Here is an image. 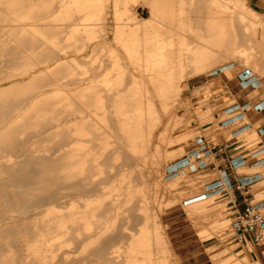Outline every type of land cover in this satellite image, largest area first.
Returning a JSON list of instances; mask_svg holds the SVG:
<instances>
[{"label":"bare ground","instance_id":"6f19581e","mask_svg":"<svg viewBox=\"0 0 264 264\" xmlns=\"http://www.w3.org/2000/svg\"><path fill=\"white\" fill-rule=\"evenodd\" d=\"M102 2L64 0L61 13L69 18L71 9L82 11L93 4L101 10ZM149 5L151 17L136 21L126 31L125 55L95 57L99 64L92 69L96 73L94 84L78 92V101L67 97L61 105L48 101L46 109H24L21 120L6 126L31 95L16 100L19 95L11 94L14 85L0 90V264H176L174 257L168 260L167 255H161L165 253L164 238L149 225L150 197L165 190L171 202L186 196L183 200H187L189 216L211 212L222 217L214 203L220 194L204 196L210 181L204 179L207 170L192 174L196 171L185 168L167 176L166 168L172 162L162 178L168 150L154 140L152 127L159 120L158 107L170 112L165 99L185 85L187 76L206 75L215 68L230 76L233 60H239L246 69L250 61L247 47L252 48V43L264 45V16L244 0H160ZM115 7L121 20L127 9ZM132 17L137 19L134 14ZM102 48L103 42L96 45L98 52ZM61 49L51 46L42 61L46 63L43 72H55L47 63H57ZM17 75L3 71L0 82H10ZM220 87L225 93L223 102L234 100L217 80L214 90ZM43 95L36 94L35 99ZM71 119L77 120L73 128L62 126ZM45 123L60 128L49 137L61 140L37 149L17 141L27 128L32 129L30 139L39 136ZM232 134L241 147L264 149L252 124ZM65 146L70 147L63 149ZM9 150L17 158L26 156L12 163L4 155ZM255 167L264 170V165ZM258 180L255 185L264 183V178ZM148 185L153 189L150 186L148 194L141 193ZM215 221L204 234L219 239L228 220L222 217ZM72 252L79 255L71 258ZM245 254L244 250L235 253L240 258Z\"/></svg>","mask_w":264,"mask_h":264},{"label":"rangeland","instance_id":"374dc122","mask_svg":"<svg viewBox=\"0 0 264 264\" xmlns=\"http://www.w3.org/2000/svg\"><path fill=\"white\" fill-rule=\"evenodd\" d=\"M63 1L0 0V55H2L0 56V75L3 71L19 74L10 82H0V90L14 85L16 88L11 91V94L16 93L19 95L15 97L16 100L21 99L22 95H31V100L28 98L29 101L27 100L26 105L18 107V109L23 108V111L21 110L12 115L9 118L10 121L8 120V123H5L6 126H11L21 120L26 109H46L48 101L60 102L59 105L67 97L78 101L76 96L78 92L83 87L94 84L96 73L92 69L99 64L98 60L95 61V57L99 55L100 58L105 59L113 53L125 55L123 39L126 37V31L130 29L129 25L143 18L149 19L151 17L149 4L152 1L160 2V0H119V3L116 4V0H103L101 10L97 9L98 5L93 4L90 8L82 11L71 9L72 16H74L64 18L61 13L65 9L62 6ZM244 1L255 12L264 16V8L255 6L251 0ZM116 5H118V9H127L121 20H118L115 14ZM133 14L137 19H133ZM67 23H70L69 26H67ZM140 28L143 29V25ZM15 31L19 33L17 34ZM101 42H103L104 48L98 52L96 45L101 44ZM252 44V48L247 47L250 61L246 67L253 71L262 85L249 94L250 105H254L255 102L264 103V45ZM51 46L62 48L58 55L59 61L55 64L54 61L47 63L52 65L51 67L55 69V72H43L42 68L46 66V63H42V61L47 58ZM220 64V62L217 63V67ZM232 64L234 69L230 76L218 72L216 68L206 75L192 78L187 76L188 79L185 81V85L176 94H169L165 99L170 112L166 113L164 109L160 110L158 107L159 120L152 127V130L153 128L156 129V132L153 130V137L157 143L168 150V160L163 164L162 178L165 177L166 166L181 158L188 151L199 147L203 143L210 147L218 145L220 143L218 133L220 132L224 134L225 139H232V136H234L232 133L236 129L250 124L246 116L244 119H238V114H231L233 111L230 107L236 101L232 94L234 100L225 103L223 102L225 96V93L223 95V87H220V90H214L217 80H220L225 89H228L224 83L223 75L236 77L245 67L239 60H233ZM27 70L29 74L24 73ZM109 71L108 69L104 72ZM101 77H105V74ZM70 79L76 81L70 82ZM41 93L44 95L35 99L36 94ZM35 101L39 103L34 104ZM59 105L55 107L59 108ZM18 115L19 117H17ZM228 116L235 117L223 123L222 119ZM76 121L71 119L66 125L62 123V126L73 128ZM5 124L2 125V128L5 127ZM47 127L48 129H46ZM252 128L257 132L253 124ZM30 130L32 129L27 128L19 135V140L17 139L24 145L26 143V146H24L26 148H48L50 143L61 140L58 137L50 139V134L60 130V128H51L47 123L41 127L42 135L39 134V136L30 139ZM157 139H160L159 142ZM233 141H235L231 150L233 154L248 150L247 147H241L237 137ZM29 143L36 144L33 146ZM70 146H65L63 149ZM9 151L8 154L6 152L4 155L10 158L12 163L24 159L23 156H26L23 155L17 158L15 152ZM43 154L49 155L50 153L44 152ZM253 157L255 156L253 155ZM212 161L216 164L223 162L215 161L214 158H212ZM197 172L191 173L195 174ZM240 172L245 174L258 173L260 175L259 180L261 177L264 178V170L257 169L255 166ZM211 177L206 172L205 182H208ZM262 185L264 183L257 185L254 183L251 188L255 195V201L264 199V190H262L264 187ZM150 186L153 189V186ZM150 186H146L145 191L141 193L148 194ZM169 195L165 190L162 194L158 193L157 196L152 195L154 202L151 197L148 202L152 206H149L148 210L150 212L148 213L150 214L149 219L152 218L150 219L152 221L149 220V223L151 222L149 225L157 229L164 238H162V242L166 245L164 248L165 253L164 251L161 253L162 256L167 255L168 260L174 257L176 264H193L195 261L197 264H260L256 257H250L247 253L245 258L235 255V253L246 250L242 245H238L233 238L234 233L231 223L234 219L233 216L228 214L226 207L230 198L220 195L214 197V203L222 212V217L228 220L221 238L216 239L214 236L208 237L204 233L214 226L216 218L220 219L222 217L218 215L216 217L211 212L204 215L189 216L185 206L188 205L187 200H183L186 196L171 202ZM78 255L79 253L72 252L69 256L74 258Z\"/></svg>","mask_w":264,"mask_h":264},{"label":"built area","instance_id":"2783aa9c","mask_svg":"<svg viewBox=\"0 0 264 264\" xmlns=\"http://www.w3.org/2000/svg\"><path fill=\"white\" fill-rule=\"evenodd\" d=\"M236 77L241 89L255 90L259 87L258 78L249 68L244 69ZM230 109L233 111L231 114H238V118H243L250 111L257 114L264 111V103L233 104ZM215 147V145L210 147L203 143L188 151L166 168L167 176L180 173L185 168L192 171L208 169L214 158ZM259 165H264V156L258 159L237 153L229 157L225 167L217 172L218 178L210 180L205 185L206 194L204 196L220 194L230 198L227 212L233 216L234 220L231 223L233 238L239 245L246 241L253 245H264V199L255 201L251 190L259 178L254 174L241 176L239 173L240 168Z\"/></svg>","mask_w":264,"mask_h":264},{"label":"crops","instance_id":"0c3cea01","mask_svg":"<svg viewBox=\"0 0 264 264\" xmlns=\"http://www.w3.org/2000/svg\"><path fill=\"white\" fill-rule=\"evenodd\" d=\"M252 3L260 8H264V0H251ZM223 80L227 88L230 90L231 94L235 97V103L237 105H244V104H250L249 94L252 93L254 90L251 89H241L237 82V77H228L223 75ZM246 117L248 118L250 124H253L258 131L260 138L262 140V144H264V111L257 114L253 111H250L247 113ZM248 126V124H247ZM218 138L220 139V143L218 145H215L214 149V160L215 161H223L219 164H216L212 161L210 167L206 169L210 176V180L217 179V172L225 167L226 162L228 161L229 157L237 155V153H232L231 150L233 148V144L235 141H233L236 136H232V139H225V136L222 132L218 133ZM225 146V148H223ZM255 149H248L242 152H238L240 154H245L247 156L253 157V155L256 158H259L261 156H264V149L256 148ZM255 150V151H254ZM260 152H259V151ZM258 152V153H257ZM256 154V155H255ZM244 169H251L250 167H245ZM243 169V170H244ZM241 176H244L243 173H240ZM255 196V195H254ZM225 198H228L227 196ZM229 202V201H228ZM227 209L229 208L228 203L226 204ZM239 245V244H238ZM244 249L246 250V253L250 257H256V259L260 262V264H264V245H253L249 243V241H246L244 244H242ZM193 264H197L195 261Z\"/></svg>","mask_w":264,"mask_h":264}]
</instances>
